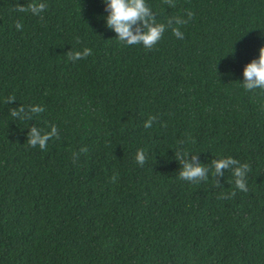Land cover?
<instances>
[{"label":"trees","instance_id":"1","mask_svg":"<svg viewBox=\"0 0 264 264\" xmlns=\"http://www.w3.org/2000/svg\"><path fill=\"white\" fill-rule=\"evenodd\" d=\"M32 2L0 0V264H264V92L243 87L264 0H146L153 50L119 43L107 0ZM184 151L207 181L178 178ZM228 156L247 192L238 165L211 175Z\"/></svg>","mask_w":264,"mask_h":264},{"label":"clouds","instance_id":"2","mask_svg":"<svg viewBox=\"0 0 264 264\" xmlns=\"http://www.w3.org/2000/svg\"><path fill=\"white\" fill-rule=\"evenodd\" d=\"M109 15L107 17V25L113 28L118 34V41L121 45H142L145 49L153 50L155 45H157L163 38L165 33L164 24H156L155 19L151 14L150 8L147 5L146 0H107ZM46 8L44 3L32 2L27 5L16 6V11L19 12H30L33 15H40ZM194 13L189 12V18L191 19ZM41 19L43 17L41 16ZM142 25V27L133 28L134 25ZM155 24V26H153ZM17 30H20L23 25L17 21ZM146 29V30H144ZM173 34L179 39H183V33L179 29H173ZM126 42V44H125ZM77 43H79V37H77ZM260 55L258 60H253L248 64L244 70L245 83L243 85L244 89L248 92L254 90H261L264 92V47L260 48ZM92 54V49L84 48L83 51H76L74 53H69V60H80L81 58L86 59ZM14 98V97H10ZM23 108L18 110H13L12 115L16 116L19 112H22ZM33 112H42L43 109L35 107L32 109ZM145 127H151V122L145 125ZM56 133V128L53 127L51 133H47L41 136L37 128L33 127L29 136L28 144L35 147L37 143L40 145L41 149H45L46 142L49 140L51 135ZM188 152L184 151L183 156L180 152L177 153V159L181 160L183 168L180 171L178 178L184 181H191L193 183H198L200 179L208 180L209 168L202 165H193L190 163L186 157ZM195 159V157H193ZM136 161L143 165L145 162V152L140 149L136 154ZM214 166L211 175L213 177L217 175H222V170L229 168L231 165H238L233 169V176L235 177V187L242 192H247V174L251 170L250 165L247 163L241 164L237 159L228 156L226 158H221L219 160L212 161ZM215 182V181H214ZM235 195V192L232 193ZM229 198V197H222Z\"/></svg>","mask_w":264,"mask_h":264}]
</instances>
